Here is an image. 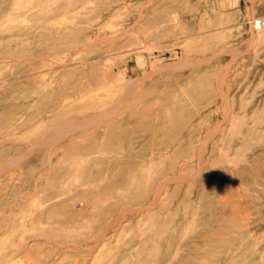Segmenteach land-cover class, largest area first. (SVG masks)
Here are the masks:
<instances>
[{
	"label": "rangeland",
	"instance_id": "374dc122",
	"mask_svg": "<svg viewBox=\"0 0 264 264\" xmlns=\"http://www.w3.org/2000/svg\"><path fill=\"white\" fill-rule=\"evenodd\" d=\"M0 264H264V0H0Z\"/></svg>",
	"mask_w": 264,
	"mask_h": 264
},
{
	"label": "bare ground",
	"instance_id": "6f19581e",
	"mask_svg": "<svg viewBox=\"0 0 264 264\" xmlns=\"http://www.w3.org/2000/svg\"><path fill=\"white\" fill-rule=\"evenodd\" d=\"M258 23H259V22H258ZM113 112H114V111H113ZM111 113H112V112H111ZM114 113H115V112H114ZM112 115H114V114H112ZM97 116H98V115H97ZM110 116H111V115L109 114V117H110ZM12 123H13V122H11V125H12Z\"/></svg>",
	"mask_w": 264,
	"mask_h": 264
}]
</instances>
